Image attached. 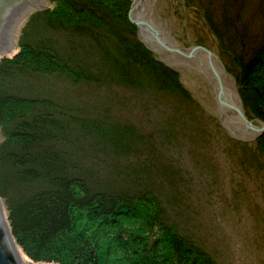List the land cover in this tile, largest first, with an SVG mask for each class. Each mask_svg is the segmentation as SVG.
<instances>
[{"label": "trees", "instance_id": "1", "mask_svg": "<svg viewBox=\"0 0 264 264\" xmlns=\"http://www.w3.org/2000/svg\"><path fill=\"white\" fill-rule=\"evenodd\" d=\"M50 2L0 60V197L17 248L37 264H219L139 180L91 168L87 136L126 155L127 130L81 117L68 100L71 87L114 82L192 102L179 75L140 41L129 1ZM260 15L258 40L241 38L236 80L247 117L264 123V0ZM256 147L264 153V134Z\"/></svg>", "mask_w": 264, "mask_h": 264}, {"label": "rangeland", "instance_id": "2", "mask_svg": "<svg viewBox=\"0 0 264 264\" xmlns=\"http://www.w3.org/2000/svg\"><path fill=\"white\" fill-rule=\"evenodd\" d=\"M46 1L44 9L52 6ZM154 2L158 18L176 43L185 49L201 45L215 53L239 93L238 58L247 47H241V38L258 40L263 0ZM44 9H31L12 55L2 54L0 60L19 52L28 19ZM228 25L233 28L230 36L223 33ZM173 71L192 102L114 82L69 89L70 106L78 115L103 127L127 130L118 139L130 150L126 155L109 156L102 142L87 136L90 166L115 168L139 180L158 196L169 220L219 264H264V153L258 151L257 139L245 141L223 127L214 91L201 72L189 65ZM18 251L23 263L37 264Z\"/></svg>", "mask_w": 264, "mask_h": 264}, {"label": "water", "instance_id": "3", "mask_svg": "<svg viewBox=\"0 0 264 264\" xmlns=\"http://www.w3.org/2000/svg\"><path fill=\"white\" fill-rule=\"evenodd\" d=\"M129 2L132 7V2L131 1ZM46 7H47L46 0H0V57L2 54L12 55L14 47L17 42L20 27L23 21L25 20V18L27 17V15L29 14V12L31 11V9H44ZM131 14H132V9H130L129 11V21L131 24H133L138 28L139 39L141 40L142 43L143 41L141 39L140 32L142 28H146L149 29L150 33L155 39V42L159 44L161 47H163L165 50L174 53L176 52L177 54H180L181 56H184L189 59L199 57L198 55L204 54L209 60V63L210 61H212L213 58L214 59L216 58V60L221 65V67L225 69L224 72H227V69L223 61L208 48L201 45H196L188 49L182 47H178V48L176 47V49H172L165 44L164 38L159 31H157L153 26L151 27L147 21L145 22L133 18V15ZM147 49L150 50L148 47ZM209 63L207 69L212 72L215 78L214 81H216L218 84L217 85L218 90L214 94V98L218 107L233 110L237 114V116L240 117L242 121H244L247 124V126L249 127L248 129L256 134V137L253 141L260 138L264 134V123L261 122L260 126H257L253 121H250L248 119L239 93L238 95L240 97V103L242 105L241 107L231 105L226 101L225 90L223 87L221 77L213 66L210 67ZM202 74L205 76L204 71ZM249 142L252 141L250 140ZM0 264H25L22 262L21 256L19 254V251L11 234L9 225L7 223L1 197H0Z\"/></svg>", "mask_w": 264, "mask_h": 264}, {"label": "bare ground", "instance_id": "4", "mask_svg": "<svg viewBox=\"0 0 264 264\" xmlns=\"http://www.w3.org/2000/svg\"><path fill=\"white\" fill-rule=\"evenodd\" d=\"M129 1L132 2V7L130 6V9H132L131 15H133V18L145 22L147 21L151 27L153 26L157 31L160 32V34L164 38L165 44L168 47L172 49L180 47L170 36L167 29L158 18L155 10L154 0ZM140 36L143 43L151 50V52L160 56L161 60L165 64L170 66L173 70L178 71L179 69L189 65L190 67H193L201 73H203L204 71L205 77L209 85L212 87L214 94L217 92L218 84L216 81H214L215 78L212 72L207 69L209 60L204 54H200L198 55L199 57L189 59L181 56L180 54H177L176 52H169L155 42V39L150 33L149 29L146 28L141 29ZM201 61L203 62V64ZM209 65L210 67L213 66L221 77L225 90L226 101L231 105L241 107L242 105L240 103V97L235 88V84L229 81L230 75H228L227 72H224L225 69L221 67L216 58H213L212 61H210ZM219 116L223 127L228 130L233 136L243 138L245 141H253L255 139L256 134L248 129L249 127L247 126V124L242 121V119L238 117L233 110L227 108H219Z\"/></svg>", "mask_w": 264, "mask_h": 264}]
</instances>
